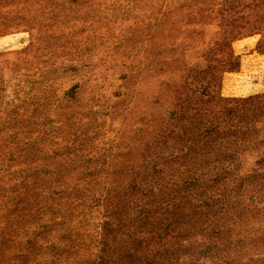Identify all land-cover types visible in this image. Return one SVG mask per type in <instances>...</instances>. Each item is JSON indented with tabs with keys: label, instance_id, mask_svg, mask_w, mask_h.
I'll return each mask as SVG.
<instances>
[{
	"label": "rangeland",
	"instance_id": "1",
	"mask_svg": "<svg viewBox=\"0 0 264 264\" xmlns=\"http://www.w3.org/2000/svg\"><path fill=\"white\" fill-rule=\"evenodd\" d=\"M0 264H264V0H0Z\"/></svg>",
	"mask_w": 264,
	"mask_h": 264
},
{
	"label": "trees",
	"instance_id": "2",
	"mask_svg": "<svg viewBox=\"0 0 264 264\" xmlns=\"http://www.w3.org/2000/svg\"><path fill=\"white\" fill-rule=\"evenodd\" d=\"M209 148H210V147H208L207 149L202 148V149H201L202 154L204 155V151L207 153V151L209 150ZM209 155H210V152H209ZM209 157H211V158H210V163H214L215 161L219 162V159L216 158V156L210 155V156H208L207 158L209 159ZM207 158H206V159H207ZM202 162L204 163V162H207V161L202 160ZM207 164H208V163H207Z\"/></svg>",
	"mask_w": 264,
	"mask_h": 264
}]
</instances>
